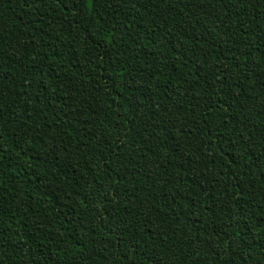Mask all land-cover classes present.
<instances>
[{
    "label": "trees",
    "instance_id": "trees-1",
    "mask_svg": "<svg viewBox=\"0 0 264 264\" xmlns=\"http://www.w3.org/2000/svg\"><path fill=\"white\" fill-rule=\"evenodd\" d=\"M0 264H264V0H0Z\"/></svg>",
    "mask_w": 264,
    "mask_h": 264
}]
</instances>
